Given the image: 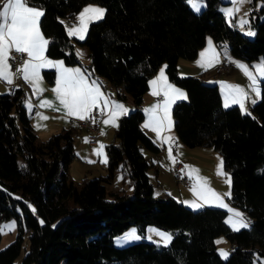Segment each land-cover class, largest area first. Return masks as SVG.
<instances>
[{"label": "trees", "instance_id": "trees-1", "mask_svg": "<svg viewBox=\"0 0 264 264\" xmlns=\"http://www.w3.org/2000/svg\"><path fill=\"white\" fill-rule=\"evenodd\" d=\"M89 2L106 12L79 40L69 35L61 17L73 18ZM219 2L206 0V8L196 14L186 0H31L45 13L40 25L50 41L47 54L122 85L135 111L120 117L115 139L106 144L107 172L76 182L69 164L76 156L75 135L83 127H64L40 138L24 87L0 90V220L14 216L18 221L16 237L0 247V264H253L257 253L264 259V100L251 106V115L238 106L225 108L218 83L178 72L179 61L196 58L209 35L217 46L227 44L234 57H264V0L250 13L253 38L228 23ZM76 44L88 47L89 65L81 61ZM163 65L189 93L173 107L179 138L221 152L231 174L232 202L252 219L249 229L233 231L225 223L226 208L194 210L169 193L155 194L154 163L142 145L153 152L160 145L142 125V102L150 77ZM44 75L53 81L55 71L45 69ZM121 161L132 193L108 189ZM151 223L176 229L169 247L146 239L114 243V235L130 225L145 232ZM25 233L29 247L17 263ZM222 233L231 242L227 259L216 242Z\"/></svg>", "mask_w": 264, "mask_h": 264}, {"label": "snow or ice", "instance_id": "snow-or-ice-1", "mask_svg": "<svg viewBox=\"0 0 264 264\" xmlns=\"http://www.w3.org/2000/svg\"><path fill=\"white\" fill-rule=\"evenodd\" d=\"M247 0H234V3L244 4ZM194 13L200 14L206 8L205 0H186ZM239 8L228 9L227 15L231 19ZM106 10L100 7L87 6L78 15L79 26H73L68 30L70 36H77L79 40H84L88 32L89 24L92 22L100 21L104 18ZM45 15L44 11L36 6L31 5V0H7L2 8H0V79H3L9 84L14 82V73L11 68L10 60H15L16 57L13 53L21 54V62L18 65V71L23 73V79L32 84L34 92L43 91L40 88L42 83L41 70L49 66L57 70L56 86L52 89L55 94L56 100L65 111L67 117H75L80 121H91L97 123V115L106 117L101 122L104 125H112L119 127L118 119L122 116H127L130 112L135 111L129 109L123 103L117 102L110 98L111 94H106L102 91L103 85L98 80H93L91 74H88L87 69L79 67L70 68L66 67L63 61H52L46 56V50L50 41L45 38L40 29L41 18ZM251 21L241 20L240 25L243 27L245 24L250 25ZM256 33L249 29L246 35L249 37L254 36ZM211 56L208 53L202 52L201 60L198 62L199 66L208 70V66H215L221 63L219 54L215 49H211ZM26 54V58L25 55ZM236 67L243 71V74L248 77L250 84L248 88L253 95L250 96L249 91L240 85H231L223 83L224 88V107L238 106L242 113L251 115V112L246 108V102L251 106L257 105L261 100H264V63L257 66H249L242 62L232 61ZM167 65L163 66L158 76L152 79L150 83L151 94L156 97H162V100L145 112L148 114V120L143 125L144 128L151 129L157 134L160 146L167 145V153L169 158L176 163V157L173 156V147L176 145L177 138L172 135H161L168 132L173 128L174 122L172 120V107L177 101H186L187 94L171 84L164 69ZM254 69V70H250ZM258 73V75L256 74ZM53 102L44 100L41 107H52ZM32 106L29 105V108ZM57 111L60 109L57 108ZM95 113V114H94ZM39 115V114H37ZM48 119V117H42ZM39 127V125H38ZM87 142V141H86ZM101 144L98 149L94 150L97 156L102 155L103 148ZM94 163L95 161H88ZM107 162L106 155L103 161ZM224 162L221 159L219 163V175L226 177V183L229 185V192L223 196H231V177L229 174L223 172ZM182 176L187 175L189 180H195L192 184L191 190L197 196V200L186 203L194 210H200L206 206L224 207L232 213L231 216L225 221L230 225L233 231L239 232L242 229H249L251 221L241 211H236L229 208L225 204L223 196L216 193L211 188L207 187V182L194 173L198 170L182 168ZM20 199V198H18ZM35 213V208H31ZM44 223L43 220L40 221ZM16 222L12 221L10 225L0 227V235L6 234L5 229L8 231H15ZM55 227V225H53ZM154 234L160 237L159 241H154L157 246L169 247L173 241L174 234L167 233L158 229L152 230ZM142 237L132 231L128 236V240H139ZM151 239V237H148ZM220 241H217L219 243ZM223 258L227 259L229 253L220 251ZM182 264V262H181ZM264 264V261L261 262Z\"/></svg>", "mask_w": 264, "mask_h": 264}, {"label": "rangeland", "instance_id": "rangeland-1", "mask_svg": "<svg viewBox=\"0 0 264 264\" xmlns=\"http://www.w3.org/2000/svg\"><path fill=\"white\" fill-rule=\"evenodd\" d=\"M205 2H206V0H205ZM262 4H263V0H257L255 3H253V0H247V2L242 4V5L234 3V0H220L218 7L220 10H222L224 12L228 23L231 25H235L246 35V32L249 29H251L254 32H255V30L251 26V23H250V25L245 24L243 27H241V25H240L241 20L250 21L251 11L253 9L260 8V6ZM87 6L100 7V8L105 9L104 6H102L96 2H89V3L85 4L81 8V10L73 18L61 17V20L66 25L67 30L72 29L73 26H77V27L79 26L78 15ZM235 8H239V11H236L230 19L229 16L227 15V11H228V9H235ZM68 33H69V31H68ZM86 35H87V33H86ZM86 35H85V37H86ZM74 37H77V36H74ZM208 37H210L212 39V36L209 35ZM253 37L254 36H251L249 38H253ZM224 46H228V45L226 44V45H223L222 47L221 46H219V47L223 48ZM76 48H77V53H78L79 57H81L83 60H85V59L87 60L85 55L88 53V47L85 45L76 44ZM221 54H223V57H225L226 59L228 58V60L230 61L231 65L229 64V68H227V67H225L223 69L221 68V65H222V58L220 56ZM219 59H220L221 63H218V65L213 69V71H210V72H212V73H224V72H228L229 70L232 69L233 62L231 61V59L229 58V56L225 52V49H222L220 51ZM259 59H261V61L258 60V58L254 60L255 66L264 63L263 55L260 56ZM17 68H18V66H17ZM19 75H23V73H21V71L14 73V79L16 77V80H18ZM23 80L24 79L19 80V82H18L19 85L23 84V86L25 87L24 90L26 89V92L31 93V90H30L31 88L29 86V83L26 82L25 80L24 81ZM19 85H17V86H19ZM1 91H3V90L1 89ZM249 109H250V107H249ZM248 111H250V110H248ZM101 123L102 122H100V126H99L100 135H101ZM72 125H74V121H73ZM107 126H108V128L106 129V131H108L107 141H110L109 138L111 136H112V138H113V136L115 137L116 127L110 126V125H107ZM89 133H90V129L87 128V130L84 129L83 132H81L80 134L77 133L75 135L76 156L72 160V162L70 163V166H69L70 171L69 172L71 174V178L76 182H81L85 176H94V175H99V174H105L107 172L106 168L108 167V165H106L104 162H102L104 159V157H103L104 154L106 155V158H108L106 147L104 149L103 155L100 156L101 158L99 156H96L95 151H94L96 144H90L89 143V140H88V134ZM40 135H43V133L41 132ZM84 135H87V136L84 137ZM100 135H99V137H100ZM112 138H111V140H112ZM106 143H108V142H106ZM142 147L144 150H146V147L144 145H142ZM83 150L91 152V155L95 154L96 158L91 157V160H90V161H95L94 163H89L88 165L84 163L85 161H83V157H87L86 154H88V152H84ZM80 153H83V154L86 153V154L82 157V155ZM173 156L176 157V161L180 160L182 162L183 167H185V169L186 168L188 169L190 166L191 169L198 170V172L194 173V175H198L199 177L203 178V180H205L207 182V187L211 188L216 193H219L223 196V194L229 192L230 189H229V185L226 183V177L224 175L218 174V172L220 171V169H219L220 160L222 159L224 162V159H223L221 152L218 149L214 148V146H212V145L190 146V145H187L186 143H181V146L178 149H174V147H173ZM149 159H150V157H149ZM154 159H155L156 164L155 165L153 164V166L150 168V176H151V179L154 183V192L156 195H163L165 193H169V194L175 196L177 199L184 201V202H190L193 200H197V202H199L197 196L191 190L192 184L195 182L194 179L191 180L190 182H189V179L186 182L180 181V177L175 175L172 172V167H174L176 163L173 164V161L169 158V156L165 155L164 152L157 153V155L154 156ZM223 172L229 174L231 177L230 172L227 169H225L224 165H223ZM107 186H108L109 190L122 191V192H128V193L133 192L132 179L129 176L127 169L124 166V161H121L120 165L116 168V175L113 178V180L107 184ZM108 196L111 198L113 195L108 193ZM223 199H224L225 204H227L229 208H232L236 211L243 212L244 215L252 222V219L245 213V211L240 206H238L232 202L231 196L230 197L223 196ZM231 215H232V213H230L227 210L226 220ZM12 221L16 222L15 231H8L7 229H5L6 234L1 235L0 247H4L12 239H14L16 237L17 231H18V221H17L16 217L11 216V217L3 218L0 220V227H3L5 225H10ZM153 229H158V230H161V231H164L167 233H172V234H174L175 230H176V229L163 228L157 224L151 223V224H148V227L146 228L145 232H142V230L140 229V226L138 224H132L128 228L123 230L122 232L114 235V237H113L114 243L116 245H124V244H128L130 242H133V240L127 239V236L132 231H135L137 235L141 236L142 237L141 239H146L149 241H159L160 237H158L154 234V232L152 231ZM25 234L26 235H25V239L23 242V246L21 248L20 253L18 254V256L15 259L17 263L21 262L23 256L25 255V253L29 247V236H28V233H25ZM148 237H151V239H149ZM141 239H139V240H141ZM134 241H137V240H134ZM217 241H220L219 243H217V247H218L219 252L221 250H223L224 252L229 253V250L231 248V242H230L229 238L224 233L218 235L216 242ZM262 261H264L263 257H261L257 253L255 255V259H254L253 264H261Z\"/></svg>", "mask_w": 264, "mask_h": 264}, {"label": "crops", "instance_id": "crops-1", "mask_svg": "<svg viewBox=\"0 0 264 264\" xmlns=\"http://www.w3.org/2000/svg\"><path fill=\"white\" fill-rule=\"evenodd\" d=\"M1 1H2V6L5 3H7V0H1ZM2 6L0 8H2ZM32 6H35V5H32ZM36 7L40 8L42 10L41 7H39V6H36ZM40 29H41V25H40ZM41 32L43 33L42 29H41ZM43 35L45 36L44 33H43ZM45 38H47V37L45 36ZM211 49H215V51L218 54L220 53V51L222 49H225V52L227 53V55L229 56V58L231 59V61H238V62H242V63H244L246 65H249V66H255L254 65V62L255 61L254 60L253 61H247V60H244V59H240V58L234 57L231 54L230 49H229L228 46H224L223 48H221V47H219V46H217L215 44L213 38L211 39L210 37H208L205 46L200 49L199 54L197 55L196 58L191 59V60L181 59L179 61V65H178V72H179V74L181 76L199 75V76L203 77V79L205 81L218 83V85L220 87V90H221V95H222L223 103H224V96H223L224 88H223V83H227V84H231V85H240V86L244 87L247 91H249L250 96L253 95V93L251 92V90L248 88V85L250 84V81H249L248 77H246L243 74V71L240 70L238 67H236V65L234 63H233L232 69L229 70L228 72H224V73H212V72H210V71H213V69L218 64H216L215 66H208V70H204V69H202L199 66L198 62L201 60V55L200 54L202 52H206V53H208V55L210 57L211 56V51H210ZM75 50L77 52V48L76 47H75ZM45 54H46V56L49 59H51L54 62L55 61H63V59H61V58L50 57L47 54V50H46V53ZM85 56H86L87 60L86 59L83 60L81 57H80V59L83 62V64L89 65L90 62H91V58H90V55H89V50H88V53ZM258 60L261 61V59H259V58H258ZM10 64L12 65V68H11L12 72L13 73H17L18 72L17 66L20 63L17 64V65H13L11 63V61H10ZM64 64H65L66 67H70V68L79 67L81 69H85L84 66L82 64H79V63H77V64H67V63L64 62ZM163 66H161L159 68V70L157 71V73L153 74L150 77L149 82L152 79H154V78H156L158 76V73L160 72V70L162 69ZM45 69H54V71H55V77H54V80L53 81H48L45 78V75H44V70ZM45 69H42L41 70L42 83L40 84V88L43 89V91L34 92L33 86L30 83H29V86L31 88L30 89L31 90V93L26 92V89H25V102H26V104L28 106V109H29L31 115H32V123H33V125H34V127H35V129H36V131H37V133L39 135V137H41V138H46L51 133H53L55 131H59L60 129H62L64 127L72 126L73 121L78 120V118H75V117H67L66 116L65 111L59 105V101L56 100L55 94L52 91V89L56 86V79H57V75H58L57 70L55 68H52L51 66H49V67H47ZM250 70H254V69H250ZM164 71H165V75H166L168 81L171 84L175 85L177 88L183 90L187 94V96L189 98V93H188L187 89L184 86L179 85L175 81L171 80L169 78L168 74L166 73V70L165 69H164ZM88 74H91V77H92L93 80H98L103 85L102 91H104L106 94H111V96H110L111 99H113V100H115L117 102L123 103L129 109H132L134 107L133 97L129 93H126L125 92V89H124V87L122 85L121 86H114V85L111 84L110 81H108L104 77L99 76V75H97L95 73H92L91 71L90 72L88 71ZM256 74L258 75V73H256ZM19 78L20 79H23V75H19ZM19 78H18V80H16V77H15L14 82L12 84L7 83L3 79H0V90L2 89L3 91H10L11 89H13V87H15V85H19V83H18L19 80H20ZM20 85L23 86V84H20ZM119 92L125 93L124 97H120L118 95ZM44 100L52 101L53 102V106L52 107H41V104H42V102ZM160 100H162V97H156V96H153L151 94V87H150V83H149V88L146 91V93L144 94L143 102H142V109L144 111V118L142 120V125H144L147 122V120H148V114L145 112V109L150 108L151 106H153L154 104H156ZM29 105H31L32 107L29 108ZM246 106H247L246 108H248V110H250L249 109V107L251 108L250 103H247L246 102ZM173 107H174V105H173ZM173 107H172L171 112H172V120L174 122ZM57 108H59L60 110L57 111L56 110ZM37 114H39V115H37ZM42 117H48V119H43ZM105 118L106 117H101V120H103ZM119 119H118L117 123L119 122ZM38 125H39V127H38ZM110 126H112V125H110ZM107 128H108V126H106L103 123H101V135L99 137L98 143L95 145L96 146L95 147V150L98 149L101 144H103L106 147V144H107L106 142H111V141H113L115 139L114 136H113V138L111 136L109 138L110 141H107V138H108V135H107L108 131H106ZM84 129L87 130V128L83 127V128H81L78 131V134H80L81 132H83ZM145 130L160 145L159 138L157 137V134L154 133L151 129L145 128ZM41 132L43 133V135H40ZM161 135H172V136H174V137L177 138V142H176V145H174V149H178L181 146V143H184L179 138V136L177 134V131L175 129V125H173V128L170 131L164 132ZM86 136L87 135H84V137H86ZM111 138H112V140H111ZM74 143H75V139H74ZM105 147L103 148L102 155H103V152H104ZM84 152H88V154L85 153L87 157H83L85 155L83 153H80V154L83 157V161H85L84 163L88 165L89 164L88 161L91 160V157L92 158H94V157L96 158L97 155L96 156H95V154L91 155V152H89V151H84ZM144 152L147 155L148 159L150 157L149 160L151 162H153L154 165L156 164L155 163L154 156L157 155V153L164 152L165 155L168 156V153H167V145H164L163 147L160 146V150L157 151V152L150 151L149 149L144 150ZM104 156H105V154H104ZM105 164L107 165V163H105ZM69 166H70V164H69ZM183 168H185V167H183ZM106 170H108V167L106 168ZM115 175H116V170H115ZM70 176H71V174H70ZM190 181L191 180H189V182ZM225 220H226V217H225Z\"/></svg>", "mask_w": 264, "mask_h": 264}, {"label": "built area", "instance_id": "built-area-1", "mask_svg": "<svg viewBox=\"0 0 264 264\" xmlns=\"http://www.w3.org/2000/svg\"><path fill=\"white\" fill-rule=\"evenodd\" d=\"M13 54L15 55L16 59L15 60H10V61H11V63L13 65H17V64H19L21 62V54H18V53H13ZM24 55L26 57V54H24ZM220 56L222 58L221 68L222 69L225 68V67L229 68L230 61L228 60V58L226 59L225 57H223V54H221ZM99 120H101V116L97 115V121H99ZM74 126L89 128L90 129V133L88 135L89 143L90 144H97L98 143L99 135H100L99 128H98V122L97 123H92L91 121L76 120V121H74ZM182 168H183L182 162L180 160H177L175 166L172 167V172L174 174H177V175L180 176V181L186 182V181H188L189 178L187 177V175H183L182 176V173L180 171Z\"/></svg>", "mask_w": 264, "mask_h": 264}, {"label": "bare ground", "instance_id": "bare-ground-1", "mask_svg": "<svg viewBox=\"0 0 264 264\" xmlns=\"http://www.w3.org/2000/svg\"><path fill=\"white\" fill-rule=\"evenodd\" d=\"M100 121H101V120L98 121V128H99V126H100ZM175 175H177V174H175ZM177 176H179V175H177ZM179 177H180V176H179ZM178 179H179V178H178Z\"/></svg>", "mask_w": 264, "mask_h": 264}]
</instances>
